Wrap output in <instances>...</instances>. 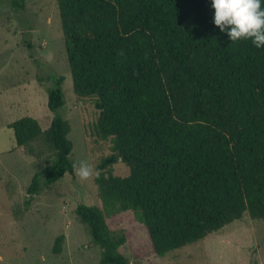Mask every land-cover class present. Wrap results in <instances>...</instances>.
<instances>
[{"label": "trees", "instance_id": "obj_1", "mask_svg": "<svg viewBox=\"0 0 264 264\" xmlns=\"http://www.w3.org/2000/svg\"><path fill=\"white\" fill-rule=\"evenodd\" d=\"M56 1L74 93L93 99L98 135L112 143L95 177L102 207L75 211L101 248L100 264H131L120 252L125 231L107 220L121 212L134 213L159 257L245 215L264 222V48L231 42L211 0ZM51 79L50 127L30 116L9 125L18 147L41 139L52 155L29 195L75 175L71 126L59 114L65 77ZM120 162L126 177L114 174Z\"/></svg>", "mask_w": 264, "mask_h": 264}, {"label": "rangeland", "instance_id": "obj_2", "mask_svg": "<svg viewBox=\"0 0 264 264\" xmlns=\"http://www.w3.org/2000/svg\"><path fill=\"white\" fill-rule=\"evenodd\" d=\"M52 75L65 77L66 104L59 114L71 126V158L88 162L94 172L87 180L67 175L39 195H29L34 175L52 155L41 139L31 149L18 147L9 125L30 116L43 130L50 127L55 117L48 108ZM98 118L93 99L74 93L57 1L26 0L25 10L15 12L1 0L0 264H100L101 248L75 212L81 203L102 207L97 166L113 150L98 135ZM113 169L119 177L130 173L122 162ZM107 220L113 230L125 231L127 242L120 252L131 264H264V222L248 215L165 257L151 252L147 231L133 212ZM62 235V252L55 254V241Z\"/></svg>", "mask_w": 264, "mask_h": 264}, {"label": "clouds", "instance_id": "obj_3", "mask_svg": "<svg viewBox=\"0 0 264 264\" xmlns=\"http://www.w3.org/2000/svg\"><path fill=\"white\" fill-rule=\"evenodd\" d=\"M214 9V24L226 32L231 42L250 40L257 48H264V0H211ZM72 170L81 180L89 179L92 166L78 160Z\"/></svg>", "mask_w": 264, "mask_h": 264}]
</instances>
